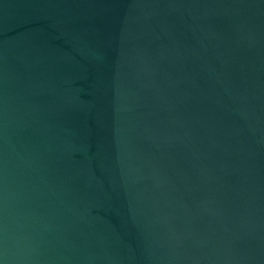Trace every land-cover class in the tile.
Returning <instances> with one entry per match:
<instances>
[{
    "label": "water",
    "instance_id": "1",
    "mask_svg": "<svg viewBox=\"0 0 264 264\" xmlns=\"http://www.w3.org/2000/svg\"><path fill=\"white\" fill-rule=\"evenodd\" d=\"M0 264H264V0H0Z\"/></svg>",
    "mask_w": 264,
    "mask_h": 264
}]
</instances>
